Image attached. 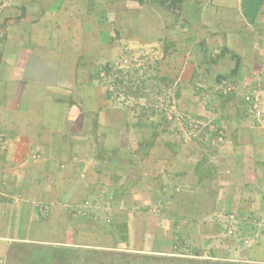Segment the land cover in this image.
<instances>
[{
	"label": "crops",
	"instance_id": "crops-1",
	"mask_svg": "<svg viewBox=\"0 0 264 264\" xmlns=\"http://www.w3.org/2000/svg\"><path fill=\"white\" fill-rule=\"evenodd\" d=\"M239 1L213 6L229 18H250ZM10 5L20 8L5 11L0 41V264L37 245L148 251L166 228L203 218L209 182L197 177V142L132 140L135 118L94 76L125 48L162 52L179 111L201 120L213 114V126L230 138L243 125L247 93L239 89L255 63L203 60L200 0H184L182 9L140 0ZM232 81L238 91L227 96L222 90ZM163 192L172 194L165 206L156 199ZM159 206L165 211L158 215ZM108 215L126 225L127 243L94 227L91 220Z\"/></svg>",
	"mask_w": 264,
	"mask_h": 264
},
{
	"label": "rangeland",
	"instance_id": "rangeland-1",
	"mask_svg": "<svg viewBox=\"0 0 264 264\" xmlns=\"http://www.w3.org/2000/svg\"><path fill=\"white\" fill-rule=\"evenodd\" d=\"M14 1L0 0V41L3 26L8 24L5 11L20 8L10 5ZM200 2L204 6L197 11L202 15L203 60L211 57L212 61L224 58L239 64L255 63L245 90L239 89L247 93L245 105L240 102L243 125L230 138L224 140L226 130L213 126V114L201 120L179 111L178 85L163 76L162 52L125 48L112 61L98 65L94 76L107 87L111 101L135 118L139 131L132 140L197 142V177L209 182L207 214L171 230L166 228L148 251L130 252L124 247L116 253L104 247L37 245L16 250L21 257L17 255L16 263L9 264H19V259L25 264H264V0H240V8L251 12L250 18L241 19L229 18L225 11L215 9L213 0ZM165 3L182 9L183 1ZM226 83L223 93L237 94V81ZM159 195L156 199L165 206L172 194ZM155 211L159 215L165 209L159 206ZM108 217L91 221L99 232L113 235L118 245L127 243L126 225L115 223L112 215Z\"/></svg>",
	"mask_w": 264,
	"mask_h": 264
},
{
	"label": "trees",
	"instance_id": "trees-1",
	"mask_svg": "<svg viewBox=\"0 0 264 264\" xmlns=\"http://www.w3.org/2000/svg\"><path fill=\"white\" fill-rule=\"evenodd\" d=\"M141 2H145V1H150V2H157V3H160L161 5L165 6V7H168V8H172L171 6L169 5H166V0H140ZM184 1V0H182Z\"/></svg>",
	"mask_w": 264,
	"mask_h": 264
}]
</instances>
